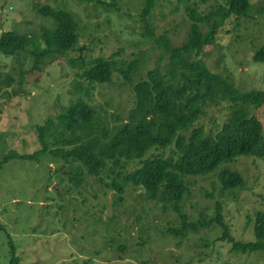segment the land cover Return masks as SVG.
Instances as JSON below:
<instances>
[{"label": "rangeland", "instance_id": "1", "mask_svg": "<svg viewBox=\"0 0 264 264\" xmlns=\"http://www.w3.org/2000/svg\"><path fill=\"white\" fill-rule=\"evenodd\" d=\"M104 4L80 0H0V37L4 32L33 34L42 40L44 29H53L50 19L37 13V6L64 9L78 22L81 55L88 61L110 58L116 61L136 60L132 73L134 83L150 70L168 67V55L157 43L168 36L173 45L186 41L190 19L188 7L208 14L225 0H160L148 21L141 16L146 0H102ZM248 17L239 19L240 26L226 23L213 45L206 46L201 59L213 72L231 74L235 86L244 92H264V62L253 61L264 48V0H249ZM234 17V16H233ZM152 28V35L145 26ZM144 56V58L141 57ZM75 54H70L73 57ZM160 57H163L161 61ZM34 57L27 51L6 57L0 52V76H11L16 92L11 89L0 96V160L9 152L32 154L39 147L36 126L48 118L54 122L64 110L82 99L97 112L99 121L108 129L125 123L135 106L133 84L114 73L106 84L89 83L68 62L65 55L46 58L42 71H29ZM136 66V65H135ZM208 111L200 122L207 131L222 125L228 110L222 106ZM264 129V107L255 110ZM121 120V121H119ZM52 142V138H48ZM153 150L148 157L158 155ZM170 156L169 150L166 152ZM70 164L48 155L40 163L12 160L0 171V264H7L11 245L20 264H264V252L242 254L221 241L223 231L217 226L188 231L177 239L168 230L180 229L181 219L172 209L164 210L150 201L141 188L128 186L124 201L106 189L94 176L86 175L81 187L69 182L64 172ZM74 165V164H73ZM128 163L126 174L140 168ZM75 166V165H74ZM224 169L236 170L243 176V189L222 191L217 175ZM109 172L102 171L106 181ZM189 190L183 201V212L189 223L200 214L207 219L216 216L222 206L224 221L236 240H254V217L264 212V160L239 157L206 176L187 177ZM124 248L121 250L120 248Z\"/></svg>", "mask_w": 264, "mask_h": 264}, {"label": "trees", "instance_id": "2", "mask_svg": "<svg viewBox=\"0 0 264 264\" xmlns=\"http://www.w3.org/2000/svg\"><path fill=\"white\" fill-rule=\"evenodd\" d=\"M80 1L104 4L102 0ZM159 1L144 2L141 16L146 22ZM188 5L190 23L186 41L175 46L166 35L157 39L163 54L168 55V67L150 70L137 83L131 76L138 61H116L115 55L88 61L87 54L81 55L77 19L64 9L37 6V13L55 24L53 29L43 31L45 46L33 34L2 33V54L11 57L27 51L35 59L29 71L21 72L20 86L24 85L26 75L42 71L43 60L65 55L74 69H84L77 75L89 83H110L114 73L121 74L128 84H133L136 99L125 123L112 130L101 124L89 103L77 100L56 118L57 123L48 118L43 125L36 126L40 148L32 154L9 152L0 160V171L12 160L40 163L41 158L48 155L70 164L64 174L77 187L85 181L82 167L86 168V175L94 176L106 189L116 191L118 203L124 201L128 186L143 189L150 201H157L164 210L170 208L179 215L180 229L168 230L177 239L184 238L188 231L197 233L217 225L223 231L220 240L230 243L234 252H264V212L256 213L254 240L249 242L238 241L231 234L220 204H217L215 217L208 220L206 215L200 214L196 223H189L183 212V201L189 192L185 184L187 177L209 175L239 157L264 160V129L253 114L264 107V92L239 90L231 74L211 71L200 57L206 46L215 43L226 23H232V28L240 26L239 19L248 17L251 4L249 0H225L206 15ZM145 28L148 35H152V28L148 25ZM70 54L75 56L69 57ZM253 61L264 62V48L257 52ZM14 83L11 76H0V96H7L9 89L16 92ZM222 106L228 110L225 122L207 131L200 124L201 120L210 109ZM48 138H52V142ZM153 150L161 152L148 157ZM168 150L170 156L166 154ZM131 162L142 165L126 174V166ZM104 170L109 172L110 181L101 177ZM217 178L225 192L241 190L245 184L236 170L224 169ZM9 258L7 264L21 263L13 245Z\"/></svg>", "mask_w": 264, "mask_h": 264}, {"label": "water", "instance_id": "3", "mask_svg": "<svg viewBox=\"0 0 264 264\" xmlns=\"http://www.w3.org/2000/svg\"><path fill=\"white\" fill-rule=\"evenodd\" d=\"M83 49H84V47H81V48H80V52H82V51H83Z\"/></svg>", "mask_w": 264, "mask_h": 264}]
</instances>
